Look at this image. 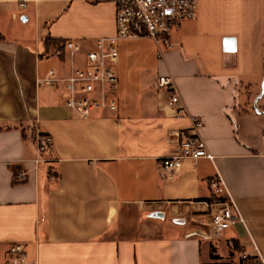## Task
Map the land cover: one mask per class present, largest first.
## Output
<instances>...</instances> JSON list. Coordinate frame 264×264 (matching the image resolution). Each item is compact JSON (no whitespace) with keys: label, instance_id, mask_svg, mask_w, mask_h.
Masks as SVG:
<instances>
[{"label":"crops","instance_id":"crops-1","mask_svg":"<svg viewBox=\"0 0 264 264\" xmlns=\"http://www.w3.org/2000/svg\"><path fill=\"white\" fill-rule=\"evenodd\" d=\"M116 12V0H0V264L13 244L25 246L27 264L254 260L242 224L204 237L217 176L264 257V0H200L161 58L151 38L120 42L117 110L84 119L62 85L39 82L86 68L97 40L115 35ZM47 39L82 51L58 54ZM162 76L173 78L181 114L157 87ZM195 117L215 159L186 160L166 179L161 160ZM37 130L53 138L39 165ZM14 168L26 182L15 183Z\"/></svg>","mask_w":264,"mask_h":264},{"label":"built area","instance_id":"built-area-1","mask_svg":"<svg viewBox=\"0 0 264 264\" xmlns=\"http://www.w3.org/2000/svg\"><path fill=\"white\" fill-rule=\"evenodd\" d=\"M200 0H116L117 12L115 17L116 33L113 37H103L97 40L95 48L86 53L88 61L86 68L75 70L69 77H60L55 71H50L39 84L49 88L63 86L65 105L77 115L88 119L96 109L105 108L117 110V103L111 96V91L117 87L119 78L115 64L119 60V43L138 38H151L159 46L158 57L163 55V49H170L169 36L171 32L185 21L196 19ZM22 9L27 8L26 2H21ZM82 51L78 42L65 41L57 47L58 54H77ZM157 87L169 94L168 106L177 108L179 114L184 112L181 98L176 90L173 78L162 76L158 79ZM203 121L193 118V126L183 133L177 151L161 160V171L164 178L173 179L174 173L181 170L186 160L197 161L215 157L209 152L207 144L201 135ZM37 144V158L35 164L48 163L46 157L53 150V138L37 130L35 132ZM28 179L25 170L14 174L16 183H24ZM212 194L222 202H215V211L210 212L209 235L206 239L219 238L225 231L235 224H242L249 236L252 250L256 258L252 260L243 254L242 264H264V257L260 253L255 238L247 228L241 210L231 196L226 182L217 176L211 182ZM197 234V233H196ZM9 264H27L25 246L13 244L8 250Z\"/></svg>","mask_w":264,"mask_h":264},{"label":"trees","instance_id":"trees-1","mask_svg":"<svg viewBox=\"0 0 264 264\" xmlns=\"http://www.w3.org/2000/svg\"><path fill=\"white\" fill-rule=\"evenodd\" d=\"M0 39H2V35L0 34ZM45 43L49 46H55V47H59L63 42H57V41H53V40H50V39H47L45 41ZM19 170H17L16 168H14V174L17 173ZM16 183V182H15ZM207 201L209 203H215V202H222L223 200L220 199V198H216L214 196H212L211 198L207 199Z\"/></svg>","mask_w":264,"mask_h":264},{"label":"water","instance_id":"water-1","mask_svg":"<svg viewBox=\"0 0 264 264\" xmlns=\"http://www.w3.org/2000/svg\"><path fill=\"white\" fill-rule=\"evenodd\" d=\"M23 21H26V18H23Z\"/></svg>","mask_w":264,"mask_h":264}]
</instances>
